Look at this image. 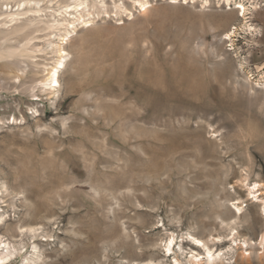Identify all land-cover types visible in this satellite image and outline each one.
Instances as JSON below:
<instances>
[{
	"label": "rangeland",
	"instance_id": "374dc122",
	"mask_svg": "<svg viewBox=\"0 0 264 264\" xmlns=\"http://www.w3.org/2000/svg\"><path fill=\"white\" fill-rule=\"evenodd\" d=\"M21 1L0 0L11 264H189V236L264 264V0H25L38 12L19 16Z\"/></svg>",
	"mask_w": 264,
	"mask_h": 264
},
{
	"label": "bare ground",
	"instance_id": "6f19581e",
	"mask_svg": "<svg viewBox=\"0 0 264 264\" xmlns=\"http://www.w3.org/2000/svg\"><path fill=\"white\" fill-rule=\"evenodd\" d=\"M184 1H186V0H184ZM191 1H193V0H191ZM225 2L229 5L231 3V0H225ZM33 4L34 5H37L38 2L25 1L24 0V1H21V2L17 3L16 4L17 11H20V13L17 14V15H19V16L26 15L27 16V14H35V13H37L38 11L35 8H28L27 9V6H31ZM136 4H138L141 8H144L145 7V4L144 3H140L139 1H136ZM205 4H207V2H205ZM237 4H238L237 7H235L234 9H238V16H237V18L238 19L239 18L241 19V21L243 22V27L246 28L248 31L256 32V30L250 24H248V21H247V19H248L247 15H249V9L247 7H245L242 3H237ZM82 5H83V3H81V2L78 3L77 5H75L74 7H75L76 11H78L79 8ZM64 8L67 9V8H69V6L67 5ZM229 10H231V9H229ZM79 19H81V17H78V20ZM12 21H15V17H14V19L13 18L11 19V21H10L11 24H12ZM75 22L69 23V25H72L71 26V29H74V26L73 25H74ZM87 22H89V21H87ZM87 22L86 21H83V23H85V24ZM234 30H235V28H234ZM234 33H235L234 31H232V32L230 31V34H227V38L233 37ZM55 53L59 56V61L57 62V65L59 67L58 68H55V69H52L48 73V78H47V81H49L50 83L53 84V86H52L53 88H56L58 86V69L62 66V62L60 61V59L64 55V51L59 46V44L56 47ZM252 191L253 192L254 191L255 192H258V190H255V186H253ZM251 193L252 192L248 188V195H250ZM237 204L238 203L236 202V205ZM233 205H235V204H233ZM234 208H235V210H234L235 211V215L237 217H240L242 215V213H243L242 212L243 210H241V208H239L237 206H235ZM1 217L2 216H0V222L2 221V218ZM235 219L232 220L231 223L229 222L233 226L236 225V222H237ZM229 229H230V234H229V236H230V245L227 248V251L226 252L231 251L232 248H233V246L236 247V240H235V238H236L237 232H236L235 228H229ZM16 236H19V237H27L28 240H29V246H31V248H33L35 242L38 241L37 238H36V235H35V230L32 227H29V228L25 229V233H24V231H22V228H18V231L16 233ZM188 240H189L190 244L194 248H196V249H202L203 252H204L203 253V256H200V254H192L191 257H190V260H189V264H229V263H223L224 260H225V258H224L225 253L223 252V250H219L218 251L217 249L214 250V248H213V250L212 249H209L201 240L192 238L190 236H189V239ZM173 241L174 240H169L167 242V244H166V251L168 252V254H170ZM211 241H213V240H211ZM215 242L217 244H221L222 243V240L216 239ZM252 245L253 244H251V243L249 244L247 241L243 240L242 241L241 248L242 247H247V246H252ZM257 245L260 247V249H263L264 248V226H263V231L261 232V234L259 236ZM12 248H13V246L11 247V245L9 243L0 240V264H11V262L14 260V253L12 252ZM23 249H24V247H22L20 249L21 250L20 253L21 252H24ZM199 256L201 258H199ZM241 256L242 257H248L249 256V253H247L246 250H243L242 253H241Z\"/></svg>",
	"mask_w": 264,
	"mask_h": 264
}]
</instances>
